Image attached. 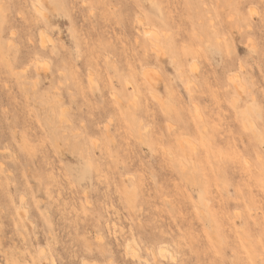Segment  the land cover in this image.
Here are the masks:
<instances>
[{"label":"clouds","instance_id":"clouds-1","mask_svg":"<svg viewBox=\"0 0 264 264\" xmlns=\"http://www.w3.org/2000/svg\"><path fill=\"white\" fill-rule=\"evenodd\" d=\"M0 264H264V0H0Z\"/></svg>","mask_w":264,"mask_h":264},{"label":"rangeland","instance_id":"rangeland-1","mask_svg":"<svg viewBox=\"0 0 264 264\" xmlns=\"http://www.w3.org/2000/svg\"><path fill=\"white\" fill-rule=\"evenodd\" d=\"M126 11H127V9H126ZM166 71H171V68H170V67L166 68ZM160 91H161V92L164 91L163 85H161V87H160ZM20 119L22 120V117H21ZM37 163H39V160H37ZM11 167H12V166H10V168H11ZM228 175H229V177H233V172H232V169H231V168L228 169ZM17 178H18V177H17ZM233 178H234V177H233ZM179 194H180L181 197L186 196V194L183 193V192H180ZM186 202H187V201H186ZM250 219H251V220H254V217H251ZM5 223L10 225V223H11L10 218H5ZM215 255H218V253H217V252L215 251V249L213 248V249L211 250V252L209 253V258H211L212 256H215ZM201 258L203 259L204 257H201Z\"/></svg>","mask_w":264,"mask_h":264}]
</instances>
